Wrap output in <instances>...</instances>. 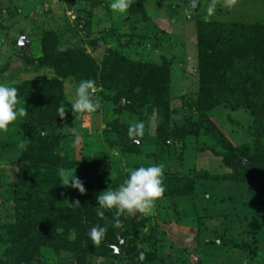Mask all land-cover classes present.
I'll return each instance as SVG.
<instances>
[{
    "label": "trees",
    "instance_id": "obj_1",
    "mask_svg": "<svg viewBox=\"0 0 264 264\" xmlns=\"http://www.w3.org/2000/svg\"><path fill=\"white\" fill-rule=\"evenodd\" d=\"M143 4L144 0H131L128 14L143 15ZM196 39L198 96L195 109L198 116L196 121L189 123L190 133L195 137L206 136L220 150L203 147L220 157L222 165L230 171L223 178L212 177L207 171L195 173L194 169L192 176H176L162 165L170 142L186 134L184 130L173 128L170 120V61L140 63L109 50L98 63L80 50L57 52L54 34H45L42 41L44 59L38 66L53 71L55 78L26 81L16 87L19 106L28 112L17 119L18 135L20 142L28 143L18 162V179L8 195L11 215L4 225L6 239L0 264H51L42 256L45 250L56 255L71 254L69 264H89L91 257L104 259L107 264H148L155 259L160 264L179 262L172 255L170 258L166 254L163 258L154 255L159 242L157 227L150 223L145 213H138L140 218H133L126 213L117 215L115 209H105L103 217L97 215L98 194L118 188L127 175L124 169L125 173L109 179L115 163L105 151L82 156L78 162L69 161L56 152L63 123L73 120L63 95L64 81L68 79L76 83L93 80L101 99L115 106L116 117L127 115L129 119L136 117L144 123L154 118L153 136L148 137L144 130L142 137L135 138L129 136V123L114 119L108 124L111 129L105 144L109 150L134 155V160H127L133 168L162 165L165 187L162 198L173 204L172 207L169 204V208L173 210L178 201L186 199L194 215H198L200 209L202 214L197 220H210L214 215H220L221 212H210L228 197L219 201L215 198L210 203L205 199L203 205V196L208 190L215 192L216 188L212 186L220 182L233 187L240 198H245L244 204L238 206L234 202L232 209L230 206L223 212L228 220L224 223V237H219L217 232L215 239L206 244L217 248L228 240L232 243L231 248L242 254L252 257L257 254L260 236L253 224L258 221V214L264 213L261 209L264 206V24L197 22ZM218 107L248 112L252 117L253 141L250 146H235L207 119L206 114ZM60 108L64 109L63 117ZM147 144H151L154 151L144 155ZM75 168H79L77 178L85 188L84 193L60 181L61 170ZM198 187L202 189L200 193ZM244 187L248 190H243ZM77 202L79 205H75ZM250 205L255 211L248 210ZM240 206H245L248 211L241 213ZM249 221L251 227L245 228ZM94 226L107 229L99 244L88 235ZM120 240L124 246L121 255L114 252ZM138 240L152 253L137 250ZM192 248L186 251L190 252Z\"/></svg>",
    "mask_w": 264,
    "mask_h": 264
},
{
    "label": "rangeland",
    "instance_id": "obj_2",
    "mask_svg": "<svg viewBox=\"0 0 264 264\" xmlns=\"http://www.w3.org/2000/svg\"><path fill=\"white\" fill-rule=\"evenodd\" d=\"M112 2L113 0H0V83L17 87L26 81L55 78L53 71L38 66L40 60L44 59L42 41L49 32L57 40V52L80 50L98 63L109 54V50L140 63L161 64L164 60L170 61V120L173 128L184 130L186 134L170 142L169 152L162 165L176 176H192L194 172L201 171H207L212 177L227 176L230 171L222 165L221 158L203 148L215 147L214 144L206 136L195 137L190 133L189 123L196 121L198 116L195 109L198 96L196 23L263 25L264 0H195L194 8L191 6L193 0H144L143 15H130L128 9L125 13H119L111 8ZM21 38L23 44L19 45ZM78 85L73 79L64 81V100L73 120L63 123L56 152L69 161L78 162L82 156L105 151L115 163L109 177L114 179L125 173L124 169L133 168L127 164V160L135 158L134 155L122 154L106 147L105 140L111 129L108 124L117 118L120 123L129 124L138 120L136 117L129 119L127 115L116 117L113 113L115 106L101 99L97 88L92 94L94 101L100 104L97 112H75L71 105ZM206 116L235 146L252 144V117L248 112L218 107ZM16 122L7 131H0V253L6 239L4 225L11 215L8 195L20 172L18 162L22 149L19 147L21 142ZM144 125L147 136H153L154 118ZM216 150L220 151L218 148ZM153 151V146L147 144L144 155ZM64 172L75 173L77 177L79 168ZM59 177L63 183L61 174ZM126 177L125 174L124 181ZM212 187L216 190H208L203 196V205L206 200L210 203L215 198L217 201L220 198L228 199L219 202L210 212H221L210 220H197L202 214L200 209L199 216L197 213L194 215V210L186 199L178 201L173 210L169 208V204L171 207L173 204L167 198L155 202L152 212L145 214L150 223L157 227L156 237L159 242L155 246L154 255L157 258H163L165 254L170 258L172 255L175 261L180 262L182 259L180 264H264V213L258 214L259 222L253 224L260 236L255 256L232 249V243L228 240L221 247L217 245V248L206 244V241L215 239L217 232L219 237H224V223L228 220L223 212L230 206L232 209L234 202L239 206L246 201L228 184L220 182ZM242 189L248 190L247 187ZM197 191L200 193L202 189L198 187ZM244 207L240 206L241 213L247 210ZM248 208L251 212L255 211L251 205ZM261 209L264 211V206ZM125 213L133 218H140L138 213ZM251 221L253 222L252 219ZM250 224L249 221L245 228L251 227ZM189 247H195L192 249L198 253L186 251L191 249ZM136 249L151 252L139 240L136 242ZM42 256L51 264L71 262V254L68 253L56 255L45 250ZM89 264H107V261L91 257ZM148 264L160 263L155 259Z\"/></svg>",
    "mask_w": 264,
    "mask_h": 264
},
{
    "label": "clouds",
    "instance_id": "obj_3",
    "mask_svg": "<svg viewBox=\"0 0 264 264\" xmlns=\"http://www.w3.org/2000/svg\"><path fill=\"white\" fill-rule=\"evenodd\" d=\"M131 0H113L111 8L119 13H125L129 8ZM195 7V0L191 5ZM95 92V82L93 80L81 81L75 90L72 109L78 113L92 114L100 108L98 101H94L92 94ZM18 90L15 86H9L0 83V131H7L13 122L19 117L28 114L25 107H20ZM61 117L64 115V109L60 108ZM144 122L138 121L130 124L129 136L142 137L144 134ZM28 141L22 140L19 147L24 149ZM127 177L123 184L114 190L107 189L98 194L97 215L104 216V210L115 209L117 215L125 212L129 214L145 213L149 214L155 207V202L163 197L164 170L159 164L149 166H140L131 169H125ZM61 176L65 186H71L80 193L85 192L82 182L75 176V173H65L61 170ZM75 205H79L77 202ZM119 224V220L116 221ZM107 229L105 227L94 226L90 229L89 238L96 244H99L104 238ZM144 258L141 253L140 259Z\"/></svg>",
    "mask_w": 264,
    "mask_h": 264
},
{
    "label": "water",
    "instance_id": "obj_4",
    "mask_svg": "<svg viewBox=\"0 0 264 264\" xmlns=\"http://www.w3.org/2000/svg\"><path fill=\"white\" fill-rule=\"evenodd\" d=\"M22 44H23V38H21L19 41V45ZM123 251H124L123 240H120L118 246L114 248V252L121 255Z\"/></svg>",
    "mask_w": 264,
    "mask_h": 264
},
{
    "label": "built area",
    "instance_id": "obj_5",
    "mask_svg": "<svg viewBox=\"0 0 264 264\" xmlns=\"http://www.w3.org/2000/svg\"><path fill=\"white\" fill-rule=\"evenodd\" d=\"M94 93V92H93Z\"/></svg>",
    "mask_w": 264,
    "mask_h": 264
}]
</instances>
